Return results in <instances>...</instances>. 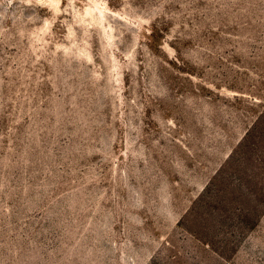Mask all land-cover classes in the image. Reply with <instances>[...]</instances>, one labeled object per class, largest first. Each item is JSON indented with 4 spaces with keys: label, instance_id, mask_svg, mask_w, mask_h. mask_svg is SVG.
Masks as SVG:
<instances>
[{
    "label": "rangeland",
    "instance_id": "374dc122",
    "mask_svg": "<svg viewBox=\"0 0 264 264\" xmlns=\"http://www.w3.org/2000/svg\"><path fill=\"white\" fill-rule=\"evenodd\" d=\"M0 264H264V0H0Z\"/></svg>",
    "mask_w": 264,
    "mask_h": 264
}]
</instances>
